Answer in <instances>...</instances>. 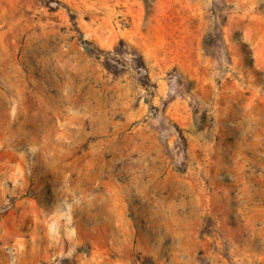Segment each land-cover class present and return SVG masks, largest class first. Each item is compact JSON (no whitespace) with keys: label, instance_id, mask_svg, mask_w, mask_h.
Segmentation results:
<instances>
[{"label":"rangeland","instance_id":"1","mask_svg":"<svg viewBox=\"0 0 264 264\" xmlns=\"http://www.w3.org/2000/svg\"><path fill=\"white\" fill-rule=\"evenodd\" d=\"M0 264H264V0H0Z\"/></svg>","mask_w":264,"mask_h":264}]
</instances>
